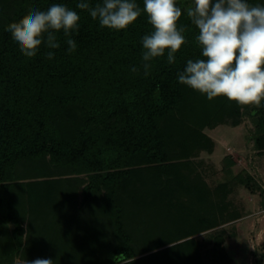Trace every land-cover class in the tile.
Masks as SVG:
<instances>
[{
    "label": "trees",
    "instance_id": "trees-1",
    "mask_svg": "<svg viewBox=\"0 0 264 264\" xmlns=\"http://www.w3.org/2000/svg\"><path fill=\"white\" fill-rule=\"evenodd\" d=\"M79 2L0 0V236L9 233H5L6 223L15 224L7 243L9 251L0 256L10 259L23 249L26 218L30 220L32 232L37 234L38 225L33 224L31 212L44 215L46 225L60 221L62 213L75 214L78 222L87 223V229L79 234L83 236L93 233L94 229L89 227L91 213L103 215L112 212L117 228L116 246H112V240V243L104 245L102 264H116L112 257L120 253L133 260L132 264H197L191 246L193 238L168 246L173 253L171 259L164 258L166 250L158 253L157 257H137L138 253L131 244V234L124 223L127 204L124 196L127 194L129 199L136 196L134 184L140 181L143 165L152 166L149 185L153 191L157 189V194L167 198V203L173 196L182 194V181L173 175L174 171L177 172L174 162L189 157V149L195 146L188 144L187 139H181L176 146L168 145V137L177 129V124L169 127L168 121L179 118L178 123H182V118L188 117L187 113H181L185 105L199 123L215 116L221 118L227 111L226 106L232 110L231 114L240 115L242 105L235 101L230 102L231 106L219 103L213 111L207 109L205 113H211V117L204 118L201 116L203 113L199 115L198 107L206 104L203 101L205 94L199 95L198 91L190 90L191 87L178 80V73L184 70L189 59H204L202 48L196 42L199 30L185 11L192 6V0H176L182 11L177 28L184 26L186 31L182 33L185 43L174 53L175 61L171 64L167 58L170 49H165L161 57L147 62L143 60L142 38L154 30L143 11L144 0H135L142 13L121 30L101 27L87 10L77 7ZM88 2L94 7L102 0ZM247 2L252 6L264 5V0ZM53 4H62L79 15L78 32L71 37L76 42V49L69 53L67 37L63 30H59L56 32L58 48L50 49L42 43L35 57H26L11 33L6 31L7 26L18 22L30 9L47 11ZM42 35L46 39V34ZM49 51L53 53L52 59L47 57ZM145 63L150 65L147 75ZM133 68L136 71H132ZM263 107L256 110L257 113L263 112ZM222 111H225L223 115ZM238 122L237 119L234 124ZM258 125L261 132L256 137V144L263 149L264 115ZM197 135L200 134L196 131ZM199 140L194 138L196 144L201 142ZM48 157L62 165H73L79 172H91L90 181L83 190L86 206L80 208V203H77L78 196L72 182H67L62 193L54 187L47 190L42 181L21 183L22 173L30 175L34 171L26 170V165L36 168L39 162H43L50 167ZM10 178L19 182L10 185ZM246 178L252 179L251 176ZM145 180L144 183H148ZM63 201L67 202V213L60 208ZM143 204L150 210L148 201H142L139 210ZM128 213L130 211L127 212L129 216ZM191 227L196 228V222ZM191 227L186 224L179 233L193 236L198 231ZM67 228L63 237L68 244L72 240L74 242L76 235L72 232L82 230L78 231L74 225L73 229ZM184 233L173 236L171 243L178 241ZM220 237L218 235L217 238ZM69 245L73 247L74 244ZM7 246L0 245V252L3 253ZM74 246L75 250H71L66 262L59 260L54 263L87 264L74 257L80 254L76 247L82 245ZM57 255L61 258L60 253Z\"/></svg>",
    "mask_w": 264,
    "mask_h": 264
},
{
    "label": "rangeland",
    "instance_id": "rangeland-1",
    "mask_svg": "<svg viewBox=\"0 0 264 264\" xmlns=\"http://www.w3.org/2000/svg\"><path fill=\"white\" fill-rule=\"evenodd\" d=\"M199 95L203 94L199 92ZM203 101L206 104L198 107V111L199 115L203 113L201 116L204 118L211 117V113H205L207 109L213 111L219 103L225 102L231 106L233 102L227 101L224 96L215 97L211 101L206 96ZM263 105L264 99L259 106L242 105L240 115L231 114L232 110L226 106L227 111L220 112L221 115L225 112L221 118L215 116L217 118L200 123L185 105L181 113L182 115L187 113L188 117L184 116L187 120L178 116L183 119L182 123H178L179 118L177 121L175 119L168 121L169 127L177 124L175 132L168 137V145H179L181 139H187L188 144L195 147L189 149V157L174 162L177 165L175 168L177 172L174 171L173 175L181 179L183 188L180 189L182 194L170 198L169 203L167 198L157 194V189L153 191V187L149 185L152 166L148 165L142 166L144 171L140 173V181L133 183L136 196L133 199H129L127 194L124 196L127 201L124 223L131 234V244L138 253L137 257L147 255L157 257L158 253L166 250L164 258L171 259L173 253L168 250V246L193 238L194 243L191 246L197 264H264V172H262L264 163L263 159L254 152L257 146L254 140L261 132L258 122L264 115V111L257 113L256 110ZM237 119L238 124H234ZM196 131L199 136H195ZM194 138L196 140L200 138L201 142L196 144ZM47 159L50 167L49 164L39 162L41 160L37 161L39 162L37 169L26 165L28 167L26 170L34 171L30 175H27L28 172L22 173L23 178L19 179L21 183H27L28 180L42 181L47 190H52L54 187L62 193L67 182H72L78 196L77 203H80V208L86 206L83 190L90 181L91 172H79L73 165H62L59 161L49 157ZM21 167L24 168L25 165ZM246 176H251L252 179L247 180ZM145 179L148 183H144ZM17 182L19 181L14 178L8 181L10 185ZM188 188L190 190L186 191ZM154 192L155 196H152ZM130 201L132 202L128 203ZM142 201H148L150 210L145 208L147 206L144 207V204L139 210ZM66 207L67 202L63 201L60 208L67 213ZM43 208L46 209L47 206ZM88 208L91 209L90 204ZM95 209L97 211L98 208ZM30 214L33 217V224L38 225L37 234L36 231L32 232L30 220L26 218L23 249L10 259L3 258L8 250L7 243L11 239L10 232L15 227L13 222L6 223L5 233H9L0 236V245L7 246V249L3 253L0 252L2 255L0 264H27V261L36 259L66 262L69 254L75 250L74 245H82L76 247L79 249L77 251H80L79 256L78 254L74 256L77 257V261L83 259L82 261L87 264H102L104 245L112 240V246H116L114 241L117 228L112 212L103 215L97 212L91 213L89 227L92 226L94 230L91 236L89 232L86 233L88 238L79 235L83 233V229H87V223L78 222L74 217L75 214L62 213L60 221H53L52 224L49 222L47 225L44 215L32 214V212ZM195 222L196 228L191 227ZM186 224L192 230L197 229L198 232L189 237L182 232L184 234L179 240L171 243V238L182 234L179 233L182 231L180 229ZM72 225L82 232L73 231V235H76L74 238L76 244L73 240L67 244L63 235L67 233V226L72 228ZM218 235L222 237L217 238ZM69 244L74 245L72 247ZM59 253L61 258L57 255Z\"/></svg>",
    "mask_w": 264,
    "mask_h": 264
},
{
    "label": "clouds",
    "instance_id": "clouds-1",
    "mask_svg": "<svg viewBox=\"0 0 264 264\" xmlns=\"http://www.w3.org/2000/svg\"><path fill=\"white\" fill-rule=\"evenodd\" d=\"M77 7L87 10L101 27L121 30L133 23L142 10L135 0H102L91 6L80 0ZM143 11L153 26L150 35L142 38L143 60L161 57L165 49L168 62L174 63L176 53L185 43L184 26L178 30L177 21L182 11L176 0H144ZM187 17L199 30L197 44L204 59H189L178 73L181 84L206 94L209 101L224 96L240 105L259 106L264 99V5H250L247 0H192ZM77 12L62 4H53L47 11L30 9L18 22H11L10 32L26 57H35L39 46L46 43L56 49V32L63 30L69 53L76 49L72 34L78 32ZM42 34H46L45 36ZM49 59L53 53H47ZM150 65L144 64L145 75ZM132 71H136L135 68ZM116 264H132L133 260L120 253L112 257ZM135 259V258H134ZM27 264H54L51 259H36Z\"/></svg>",
    "mask_w": 264,
    "mask_h": 264
},
{
    "label": "crops",
    "instance_id": "crops-1",
    "mask_svg": "<svg viewBox=\"0 0 264 264\" xmlns=\"http://www.w3.org/2000/svg\"><path fill=\"white\" fill-rule=\"evenodd\" d=\"M254 141H256V140H254ZM254 152L257 153V156L260 159H263V163H264V148L263 149H259L258 146H256ZM262 172H264V168L262 169Z\"/></svg>",
    "mask_w": 264,
    "mask_h": 264
}]
</instances>
